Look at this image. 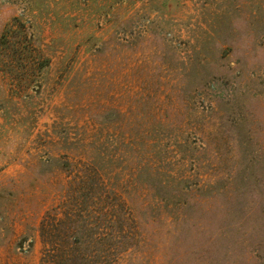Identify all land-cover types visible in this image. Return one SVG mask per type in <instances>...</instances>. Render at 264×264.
I'll list each match as a JSON object with an SVG mask.
<instances>
[{
    "label": "rangeland",
    "instance_id": "rangeland-1",
    "mask_svg": "<svg viewBox=\"0 0 264 264\" xmlns=\"http://www.w3.org/2000/svg\"><path fill=\"white\" fill-rule=\"evenodd\" d=\"M0 264H264V0H0Z\"/></svg>",
    "mask_w": 264,
    "mask_h": 264
}]
</instances>
